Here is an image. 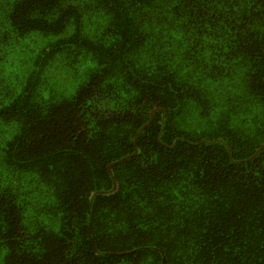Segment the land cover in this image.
Segmentation results:
<instances>
[{"label":"trees","instance_id":"obj_1","mask_svg":"<svg viewBox=\"0 0 264 264\" xmlns=\"http://www.w3.org/2000/svg\"><path fill=\"white\" fill-rule=\"evenodd\" d=\"M0 264H264V0H0Z\"/></svg>","mask_w":264,"mask_h":264}]
</instances>
